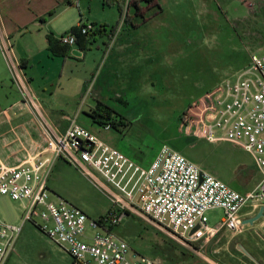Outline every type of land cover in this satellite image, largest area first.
Returning <instances> with one entry per match:
<instances>
[{
  "label": "rangeland",
  "instance_id": "374dc122",
  "mask_svg": "<svg viewBox=\"0 0 264 264\" xmlns=\"http://www.w3.org/2000/svg\"><path fill=\"white\" fill-rule=\"evenodd\" d=\"M71 2L72 6L63 3L69 10L63 18L61 27L66 29L62 34L80 19L83 24L109 28L118 22V6L109 0H78V6L76 0ZM128 18L127 23L134 21L133 27L139 29L138 35L144 36L146 43V50L139 47L128 51L137 58L132 62L138 64L131 74L138 84H127V64L120 59L115 75L117 84L114 78L101 84L104 97L97 96V76L90 97L83 104L82 97L77 98L74 111L81 106L78 124L144 169L163 148H168L244 194L257 176L251 156L230 142L207 141L180 132L179 117L193 100L221 81L236 78L249 69L253 55L262 54L264 0H245V3L243 0H153L149 4L140 2L138 14L131 8ZM117 36L105 43L104 63L115 47ZM95 39L99 40L100 36L96 35ZM68 69L80 72L82 59L72 57ZM97 102L109 109L112 119L123 124L116 129L110 125L109 130L95 124L91 115ZM48 187L54 196L81 209L91 220L110 208L109 199L63 160L54 163ZM249 207L246 205L239 213H245ZM20 215L19 202L0 196V221L19 224ZM206 216L208 224L216 225L222 211L211 210ZM260 221L264 218L242 227L243 232L252 228L243 237L250 235L257 241L256 257L264 264V227H259ZM113 232L128 244L132 255L159 260L161 264H214L206 255L198 256L135 215L125 216ZM18 240L11 264H72L66 252L30 223L24 225ZM233 250L236 258L219 261L255 264L237 249Z\"/></svg>",
  "mask_w": 264,
  "mask_h": 264
},
{
  "label": "built area",
  "instance_id": "2783aa9c",
  "mask_svg": "<svg viewBox=\"0 0 264 264\" xmlns=\"http://www.w3.org/2000/svg\"><path fill=\"white\" fill-rule=\"evenodd\" d=\"M121 1L116 31L127 22L134 0ZM76 29L59 35V45L71 48L77 45L78 35L88 39L107 30L91 23H79ZM261 51L260 56L251 57L248 70L205 91L179 117L180 132L230 142L251 156L261 179L243 195L168 148L147 169L142 168L78 124L81 106L66 118L67 127L60 131L31 91L0 20V55L40 141L37 150L16 165L0 163V196L21 205L19 224L0 221V264H6L27 223L66 252L72 264H161L132 255L113 228L125 216L135 215L201 257L203 245L221 228L237 232L243 226L239 216L243 207L251 205L256 212L263 207L264 214V47ZM93 81L85 83L81 104L89 97ZM111 122L102 128L109 130ZM57 160L73 166L109 199L110 208L104 215L91 220L52 194L48 180ZM215 209L222 216L210 226L206 213Z\"/></svg>",
  "mask_w": 264,
  "mask_h": 264
},
{
  "label": "crops",
  "instance_id": "0c3cea01",
  "mask_svg": "<svg viewBox=\"0 0 264 264\" xmlns=\"http://www.w3.org/2000/svg\"><path fill=\"white\" fill-rule=\"evenodd\" d=\"M243 2L245 3V0ZM63 3L72 6L71 0H0V20L3 30L13 44L17 59L24 64L23 70L29 80L30 89L38 97L49 120L60 131H64L67 127L66 118L76 111H74V104L77 98L81 97L87 81L98 76L95 90L99 89L98 97H104L101 84L103 82L106 84L112 78L115 80L120 59H124L127 64L125 68L129 80L127 84H138V80L131 74L138 64L132 65V62H136L137 58L128 54V51L139 47L146 50L144 36L138 35L139 29L134 28V21H131V24L125 22L117 31L115 30L113 35L110 34V28L105 26L107 30L99 35V40L95 39L96 36L82 39L85 52L76 45L68 48L66 57L53 55L48 48L46 36L50 33L57 39L66 29L61 26L69 9ZM75 5L78 6L79 2L76 1ZM79 23L71 26L67 31L77 27ZM115 34L118 35L115 47L104 63L107 51L105 43ZM138 38L143 39L142 42ZM72 57L82 59L80 72L68 69ZM115 83L117 84L116 80ZM39 146L40 141L30 115L19 103V96L10 82L9 73L0 55V163L14 166L27 153H34ZM260 179L261 175L257 171L253 186L244 194L252 191ZM249 206V210L245 213H239L241 221L256 213L252 206ZM258 224L259 227H264V221ZM243 229L244 227H241L238 233L229 235L226 229L221 228L203 245L202 255H206L214 264H222L219 260L227 261L229 258H236L233 249H237L238 253L251 260L240 251L238 247L240 245L255 260L251 261L261 264L256 257L257 241L250 235L243 237L246 230L248 232L252 228L245 229V232ZM18 242L20 241L16 242L17 245ZM13 255L12 252L6 264L12 263Z\"/></svg>",
  "mask_w": 264,
  "mask_h": 264
},
{
  "label": "trees",
  "instance_id": "16d2710c",
  "mask_svg": "<svg viewBox=\"0 0 264 264\" xmlns=\"http://www.w3.org/2000/svg\"><path fill=\"white\" fill-rule=\"evenodd\" d=\"M109 1L111 3H116L117 6H118V10L120 12L122 1L121 0H109ZM152 1L153 0H134L133 3H132L131 8L134 10L135 14H138L140 2H145V3L149 4ZM158 9H159V6H158ZM129 20L130 19L128 18V21ZM116 26L117 25H114V26L110 27V34L111 35L114 34V32L116 30ZM103 27H105V26H103ZM69 31L77 32V29H76V27H72ZM82 39L85 40L86 38L81 36V35H78L77 45L79 46V48L82 51H84L85 50V45H84V42L82 43ZM46 40H47V43H48V48H49V50L51 51V53L53 55H55V56H63V57L67 56L69 47L60 46L59 43L57 42V40L52 36V34L49 33L46 36ZM22 66L24 68L23 62H22ZM91 118L93 119V122L95 124H97L98 126H100V127H103L108 120H112L110 125L113 126V128H115V129L118 126L123 124L122 121L116 122L114 119H112L109 109H107L104 105H102L99 102H97V104L95 106V109L93 111V114L91 115Z\"/></svg>",
  "mask_w": 264,
  "mask_h": 264
},
{
  "label": "water",
  "instance_id": "95a60500",
  "mask_svg": "<svg viewBox=\"0 0 264 264\" xmlns=\"http://www.w3.org/2000/svg\"><path fill=\"white\" fill-rule=\"evenodd\" d=\"M262 218H264V214H263V207H260L259 209H258V211L252 216V217H250V218H248V219H244L243 221H242V225H253L256 221H258V220H260V219H262ZM195 229H197V227L195 228ZM239 247V249H240V251H242V253H244L247 257H249L251 260H253V261H255L254 259H253V257L243 248V247H241L240 245L238 246ZM256 263V262H255ZM256 264H259V263H256Z\"/></svg>",
  "mask_w": 264,
  "mask_h": 264
}]
</instances>
